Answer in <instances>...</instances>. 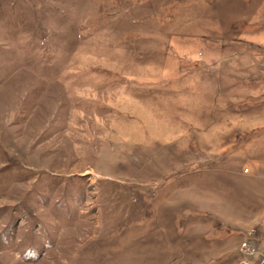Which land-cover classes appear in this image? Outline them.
<instances>
[{"label": "rangeland", "instance_id": "374dc122", "mask_svg": "<svg viewBox=\"0 0 264 264\" xmlns=\"http://www.w3.org/2000/svg\"><path fill=\"white\" fill-rule=\"evenodd\" d=\"M263 255L264 0H0V264Z\"/></svg>", "mask_w": 264, "mask_h": 264}, {"label": "built area", "instance_id": "2783aa9c", "mask_svg": "<svg viewBox=\"0 0 264 264\" xmlns=\"http://www.w3.org/2000/svg\"><path fill=\"white\" fill-rule=\"evenodd\" d=\"M240 252L242 254H246V253L254 254V253H256L255 248L250 243H243V244H241V246H240ZM261 264H264V255H263V260H262Z\"/></svg>", "mask_w": 264, "mask_h": 264}]
</instances>
